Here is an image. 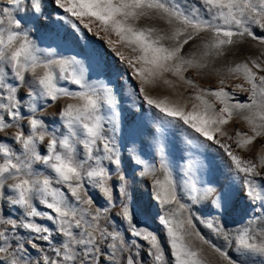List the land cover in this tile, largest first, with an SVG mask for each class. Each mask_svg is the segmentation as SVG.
<instances>
[{"label": "snow or ice", "instance_id": "snow-or-ice-1", "mask_svg": "<svg viewBox=\"0 0 264 264\" xmlns=\"http://www.w3.org/2000/svg\"><path fill=\"white\" fill-rule=\"evenodd\" d=\"M50 5L74 32L95 27L127 69L121 75L141 109L190 129L201 146H217L243 175L240 194L258 209L249 223L230 232L222 221H201L224 247L201 233L191 209L214 197L223 215L229 192L192 182L182 203L163 139L155 145L158 169L122 159L116 89L93 82L75 56L33 39L48 31ZM197 77H214L215 86ZM159 91L169 95L151 94ZM61 100L71 102L61 107ZM52 104L57 121L48 122L40 112ZM237 118L246 130L230 134L226 126ZM57 122L64 131L49 128ZM132 160L144 166L141 178H152L167 249L134 222L125 163ZM117 217L125 235L111 225ZM145 256L154 264H248L253 257L264 264V0H0V264H145Z\"/></svg>", "mask_w": 264, "mask_h": 264}, {"label": "rangeland", "instance_id": "rangeland-1", "mask_svg": "<svg viewBox=\"0 0 264 264\" xmlns=\"http://www.w3.org/2000/svg\"><path fill=\"white\" fill-rule=\"evenodd\" d=\"M48 12L51 16L48 31L41 32L36 37H33V39H36L38 45L42 48L51 46L61 56H75L82 61L93 82L101 84L109 83L110 87L116 89L120 118L115 137L122 159L125 156H134L144 160L146 165L158 169L159 159L155 145L160 139H163L166 144L169 167L172 170V175L177 185V195L182 203H189L188 188L192 182H195L202 190L207 186V182L210 181L212 186L217 189V194H219V190L221 189L229 192V208L223 215L221 214V209H217L211 205L214 197L205 198L202 203L192 206L191 209L192 215L195 218L194 223L201 233L217 245L224 247V241L214 236L201 221H222L230 232H235L243 225L249 223L250 218L255 215L258 209L254 210L248 200L240 194L243 187V175L236 173L229 159L217 146L213 145L210 148L201 146L195 134H190V129L185 128L181 124L164 125L158 118L160 114L154 109H148L146 105L141 109L139 107L140 102L136 99L135 92L127 82V78L121 75L127 69L122 63L118 62V58L111 51L110 46L102 38L94 35L96 32L95 27H93V32H87L82 26L79 32H74L69 24L62 21V16L57 10H54V6L50 5ZM103 36L104 33H100V37ZM250 46L251 42L239 49L238 54L240 56L247 55ZM236 58L235 55L230 57V59ZM197 82L203 87L215 86L214 77L203 79L197 77ZM151 94L157 97L169 95V93L164 91L152 92ZM239 95L242 96L244 94ZM172 99L176 98L172 97ZM67 102L71 101L61 100V107ZM56 112V105L52 104L47 109L41 111L40 115L46 121L52 122L57 121ZM104 114L107 119L110 111L105 108ZM105 126L108 127L109 125L106 124ZM237 127L242 131L246 130V125L238 118L230 122L226 126V130L231 134ZM49 128L64 131L59 122L49 123ZM158 128H163L162 134L156 133ZM78 147L82 151V146ZM256 150H259L258 146ZM237 154L244 158H253V153L243 150H237ZM125 163L128 166L127 175L131 185L129 189L131 199L129 202L134 203L136 208L134 222L139 227L146 228L148 231L155 233L160 243L167 249L168 238L166 230L160 221V217L164 215V211L159 203L154 200L152 178L150 176L144 178L139 176V172L143 170V165L136 166L134 160L125 161ZM41 171H44L42 166ZM44 174L47 175L48 173L44 172ZM157 175H160L159 172ZM133 180H135V183L131 184ZM96 199L99 203H104L99 196ZM115 211L116 209H113L112 214ZM111 225L121 235H125L127 224L121 221L119 217L111 221ZM131 239L134 240L136 238L132 237ZM189 239L194 246H202L198 237L193 236ZM129 247H131L130 244ZM204 247L206 248V246ZM145 250H147L146 247ZM210 258L215 261V257L210 255ZM144 261L145 264H154L152 259L147 256L144 257ZM252 261H256V264H259L256 257H253L248 264H252Z\"/></svg>", "mask_w": 264, "mask_h": 264}]
</instances>
